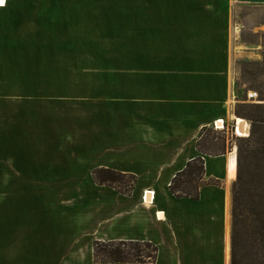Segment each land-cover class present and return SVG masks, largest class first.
Instances as JSON below:
<instances>
[{"label": "crops", "instance_id": "obj_1", "mask_svg": "<svg viewBox=\"0 0 264 264\" xmlns=\"http://www.w3.org/2000/svg\"><path fill=\"white\" fill-rule=\"evenodd\" d=\"M107 9L58 0L0 6V264H96L93 244L112 241L152 243L153 264H230L235 149L197 151L203 128L232 137L227 20L217 31L213 18L197 15L195 31L137 38L141 47L104 53L109 64H58L79 49L85 22L108 19ZM217 120L224 130H213ZM197 157L198 200L174 198L172 178ZM98 168L134 175L131 194L95 184Z\"/></svg>", "mask_w": 264, "mask_h": 264}, {"label": "rangeland", "instance_id": "obj_2", "mask_svg": "<svg viewBox=\"0 0 264 264\" xmlns=\"http://www.w3.org/2000/svg\"><path fill=\"white\" fill-rule=\"evenodd\" d=\"M58 1L101 3L102 8H108L107 10L101 11L109 14L108 19L102 18L101 20H95L93 25L90 22H85V38L78 43L79 49L70 57L60 58L57 62L60 65L94 66L109 64L110 58L106 60L105 57H101L104 56V53L107 55L111 50L125 49L123 47L125 44L129 48L133 44L141 47L142 42L136 40L137 38L145 35L150 37V35L156 34H187L192 28L195 31L196 28H200L194 27L196 25L195 17L197 15L200 17V20H198L200 23L210 21L208 17L209 19L213 18V28L216 29V24H219L217 31L222 29L220 25L222 21L227 20V27L222 29V31L224 32L223 44L226 50L228 49L230 52V61L235 74V103L233 105L232 115L234 118L245 120L250 129L249 122L242 116H237L236 111L240 108V105L261 104L262 102L259 96H264L263 3L256 0ZM181 13H185V15L180 16ZM99 24H101L102 30H98ZM126 37H130L131 40L133 39V42H123L122 40ZM138 49L141 51V48ZM209 132L206 135L210 139H213L214 143H219V139H223L225 154L231 153L235 149V154L237 155V146H239L237 139L239 138L235 136L231 137L227 131L222 133L211 130ZM245 244L246 242L242 241L243 247Z\"/></svg>", "mask_w": 264, "mask_h": 264}, {"label": "trees", "instance_id": "obj_3", "mask_svg": "<svg viewBox=\"0 0 264 264\" xmlns=\"http://www.w3.org/2000/svg\"><path fill=\"white\" fill-rule=\"evenodd\" d=\"M261 104L240 105L237 116L249 124V135L237 139L236 180L231 189V257L230 264H264V96ZM203 128L197 141L201 154L218 156L225 153L223 139L214 143ZM218 140V139H217ZM204 162L201 157L189 161L172 178L168 190L176 198L197 201L199 189L205 185ZM95 184L129 196L136 177L118 171L98 168L92 172ZM242 241L246 244L243 247ZM248 243V244H247ZM246 247V248H245ZM157 247L149 242L112 241L93 244V261L98 264H153Z\"/></svg>", "mask_w": 264, "mask_h": 264}, {"label": "built area", "instance_id": "obj_4", "mask_svg": "<svg viewBox=\"0 0 264 264\" xmlns=\"http://www.w3.org/2000/svg\"><path fill=\"white\" fill-rule=\"evenodd\" d=\"M245 121V120H244ZM246 122V121H245ZM220 124V125H218ZM212 128L214 131H221V130H224V122L223 120H217L213 123L212 125ZM245 129L247 131V134L246 135H239L238 132H237V120L234 121V124L232 125L231 127V132H232V137L235 136L236 138H244V137H247L248 136V131H249V125L248 123L246 122V126H245ZM150 195V196H149ZM153 196H154V193L153 192H145V195L143 196V201L144 202H147L149 200L148 197L152 198L151 201H153ZM157 217V216H156Z\"/></svg>", "mask_w": 264, "mask_h": 264}, {"label": "bare ground", "instance_id": "obj_5", "mask_svg": "<svg viewBox=\"0 0 264 264\" xmlns=\"http://www.w3.org/2000/svg\"><path fill=\"white\" fill-rule=\"evenodd\" d=\"M4 2L5 0H0V6H3L4 5ZM234 121L237 120V132L239 135H246L247 134V131L245 129V126H246V122L244 120H241V119H237V118H234L233 119ZM220 125V124H218ZM230 158L231 160L233 161L232 164H234L235 162V153H233L232 155H230Z\"/></svg>", "mask_w": 264, "mask_h": 264}]
</instances>
